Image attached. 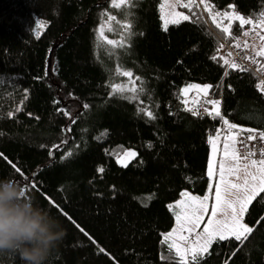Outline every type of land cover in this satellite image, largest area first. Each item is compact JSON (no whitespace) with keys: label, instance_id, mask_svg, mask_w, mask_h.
<instances>
[{"label":"trees","instance_id":"16d2710c","mask_svg":"<svg viewBox=\"0 0 264 264\" xmlns=\"http://www.w3.org/2000/svg\"><path fill=\"white\" fill-rule=\"evenodd\" d=\"M208 2L255 23L264 12V0ZM160 3L135 0V7L115 8L111 0H0V178L19 181L66 229L47 264H176L163 239L174 223L169 205L184 190L208 191L215 180L207 176L209 138L219 131L221 153L229 134L204 112L213 108L206 101L221 102L222 115L239 126L231 130L237 140L240 128L255 129L257 136L264 131V91L255 71L224 64L236 38L255 25L240 28L233 21L229 38L205 5L194 3L180 6L190 20L165 30ZM102 23L109 39L125 37L126 46L99 39ZM125 24L132 25L130 33ZM261 42L249 50L264 70V57L255 55L264 49ZM50 64L56 72L46 76ZM118 65L140 77L138 100L110 95V83L128 81L115 74ZM190 82L210 85L208 96L185 100L181 88ZM72 100L78 104L74 123L58 111ZM233 147L240 149L239 143ZM127 148L137 155L124 167L115 157ZM68 152L73 156L62 160ZM250 159L260 158H229L228 165ZM254 205L245 216L255 227L249 240L242 247L234 240L213 243L204 264H264V203ZM0 264L23 262L5 254Z\"/></svg>","mask_w":264,"mask_h":264},{"label":"snow or ice","instance_id":"6c2138e0","mask_svg":"<svg viewBox=\"0 0 264 264\" xmlns=\"http://www.w3.org/2000/svg\"><path fill=\"white\" fill-rule=\"evenodd\" d=\"M196 3V0H189V3L184 4L183 7L189 8L191 4ZM200 3L205 5V11H207L211 15L212 22L215 26L222 31V33L226 34L229 38H233L232 36V22L238 21L239 27L243 28L244 25H252V19H246L243 15H240L236 12H219L214 10V6L208 2V0H200ZM111 4L115 8H121L122 5L131 4L135 7V0H111ZM233 7V6H229ZM102 15H107V13H102ZM217 17H222L223 19H227L229 23L226 26H222V22L217 20ZM161 18L164 20V29L167 30L168 25L178 24L181 22V19L184 21L190 20L189 15H184L182 13H174L172 14V18H169V14L164 12V4H161ZM115 16H108V21L115 20ZM119 23V22H117ZM38 27L42 26V24H38ZM261 28H264V12L261 13V20L258 25ZM122 28L127 29L129 33L131 32L132 25L125 24ZM108 31H113L111 26H108ZM98 38L102 39L106 42L107 45H112L117 48H123L127 44V40L125 37H121L119 41L114 39H109L108 36L105 35V24H101L97 29ZM244 35H248L249 33L246 31L243 33ZM37 37H39V32L36 33ZM261 39L264 40V36H261ZM237 48L240 45L237 43L235 45ZM247 47V42L245 44ZM231 55V53H228ZM256 56L264 57V49L255 52ZM215 59V57H214ZM254 63L256 61H253ZM224 64L228 65L229 61L224 60ZM230 67L234 70L244 71L240 65L236 63H231ZM56 69L50 64L49 68L46 69L45 75L55 74ZM115 74L117 76H122L128 78L127 82H122L119 84L110 83L109 87L111 88L110 95L117 96L126 100H138L140 93L144 91L143 84L137 87V81L140 80V77H134L133 73L129 70H125L121 65H118L115 69ZM211 86L205 85H188L182 91L187 93L189 89H197L204 94V96H208V90ZM259 87V86H258ZM264 91V88L261 89ZM127 93L128 95H125ZM59 103V101H55ZM208 104L213 105V108L209 110L208 108H204V112H206L212 118H219L220 121L224 125L227 126L229 130L228 136L225 138V142L223 144V154L225 158H230L233 161H238L239 159H249L250 157L256 156V150L249 149L243 156H241V149H237L233 147V144L239 143L243 146V148H248V141H256L259 137V140L264 141V131H260L258 136L253 134L256 132L255 129L251 128H240V132H247L248 135L241 140H237V136L239 133H232L231 130L237 129L239 126L235 123H230L228 119L222 115L220 110V101L209 99L206 101ZM83 107L87 108L88 105H84ZM193 113V115H197L198 112L193 109H186ZM58 111H62L64 115L69 116L72 119V122H75V117H73L71 110L68 109H58ZM78 115V113H77ZM147 115L150 118H155L152 112H147ZM70 131V129H69ZM106 135V133H105ZM220 139L219 131L216 136L209 138V143L212 145L213 154L218 151L217 141ZM67 143V140L64 141ZM59 148L60 145L55 146ZM53 153L50 152V156ZM260 159H250V164L244 165L245 169L249 167L254 168L255 172H247L243 183H232L230 181L225 180V175H232L239 171L237 165H227L224 162L220 163L219 166V180L221 183L227 184L231 189H235L236 192L242 193V195L237 196L234 200H226L222 194V189L219 184L215 187L214 198L215 204L211 209V217H216L218 213H223L225 215L224 220L219 219H209L207 224L204 226L203 231L197 233L195 239L192 244L188 247H182L181 244L176 241H185L187 242L189 236L183 235L186 231L191 235L195 228L199 227L201 221L205 213L208 212L207 201L209 200V196L205 195L202 199L199 196H190L187 192L182 193L183 197H186V200L179 201L175 207L180 208L181 211L176 213L177 220V229H174L172 232L168 233L165 236V241H168L172 237H176L172 243L168 244L169 251L175 250V256L179 259L176 261V264H204V255H211L209 249L213 245V243H218L219 241H230L234 240L240 243V246H243V243L249 240V237L254 233L255 227H250L247 223H245L246 214L250 215L249 209L250 206L254 207V202L264 203V148L259 149ZM137 154L132 151H127L124 153V158L119 160L122 166H128V160L130 158H134ZM73 156V152H68L65 156H62V160L69 159ZM13 168L17 172L20 171L19 168H16L15 165H12ZM213 163L210 161L209 163V178L214 176L212 171ZM98 171L103 172V168L98 169ZM239 179V177H237ZM171 207V206H170ZM230 210V215H228V211ZM81 231H83L81 229ZM179 233V235H177ZM103 251V249H101ZM235 255V253H233ZM162 259H168V257H162ZM230 259V258H229Z\"/></svg>","mask_w":264,"mask_h":264},{"label":"clouds","instance_id":"9594fccd","mask_svg":"<svg viewBox=\"0 0 264 264\" xmlns=\"http://www.w3.org/2000/svg\"><path fill=\"white\" fill-rule=\"evenodd\" d=\"M66 234L60 220L24 185L0 178V255L18 256L23 264H47Z\"/></svg>","mask_w":264,"mask_h":264},{"label":"rangeland","instance_id":"374dc122","mask_svg":"<svg viewBox=\"0 0 264 264\" xmlns=\"http://www.w3.org/2000/svg\"><path fill=\"white\" fill-rule=\"evenodd\" d=\"M181 1H182V0H161L160 8H159V13H160L161 24H162L163 27H164V20L161 18V4H164V12H165L166 14H169V18H172V14L177 13V12L182 13V14H184V15H188V12H187L186 10L180 8ZM187 1H188V3H189V0H187ZM198 2H199V1H198ZM196 3H197V1H196ZM181 6H182V5H181ZM190 6H191V5H190ZM189 8H190V7H189ZM229 12H236V13L242 15L240 12H238V11H234V10H231V11H229ZM245 18L247 19V17H245ZM218 19H221V20H225V21H227V23L225 24V26L229 23V21H228L227 19H223L222 17H219ZM181 21H182V19H181ZM258 23H259V22H256V23L253 22L252 25H255V27L253 28L254 31H253V32L250 31V28L247 29V30H245L244 32L247 31L249 34H248V35H244V34H243L244 32H242V33L236 38V41L233 42V45H236V44L238 43L241 47L247 49L248 51H250L249 48H251V45L253 46L254 49H258L259 47H261V45H262L261 43H262V42H261V38H260V35H259V31H262V28L259 27V26H256V25H258ZM170 24H171V23H170ZM246 42H247V47L245 46ZM250 52H251V51H250ZM228 60H229V56H228ZM192 84L200 85V86H205V84H200V83H196V82H190V83L185 84V85L181 88V94H182L183 98H184L185 100H187V101L190 100V99H191L192 97H194V96L197 97V96H200V95L203 94L202 92H200V91L197 90V89H189V91H188L187 93H184V92L182 91V90H183L184 88H186L188 85H192ZM77 108H78V104L76 103V101L72 100V101L70 102V104L67 106L66 109L71 110V113H72V115H73ZM214 136H216V135H214ZM214 136H213V137H214ZM127 151H132V152H135V153H136V150L133 149V148H127V149H125L120 155H118V156L115 157V160H116V162H117L118 164L122 165V164H121L120 162H118V161L124 158V153L127 152ZM131 159H132V158H130V159L128 160V162H129ZM210 161L212 162V160H210ZM210 161H209V163H210ZM235 164H236V163H233V164H231V165H235ZM238 168H239V171H238V172H236V173H234V174H232V175H229V176L231 177V178L229 179V181L232 182V183L242 184V183H243V180H244V178H245V176H246V174H247V171H248L249 169H251V167H249L248 169H245V168L242 167V166H238ZM212 171H213L214 176H215V166H214V164H213V169H212ZM208 172H209V164H208V168H207V176L209 177ZM214 176H213V177H214ZM213 177H212V178H213ZM237 177H239V179H237ZM212 185H213V181H211L210 186L212 187ZM184 192H187L190 196H199V197H201V199H202L205 195H208V196H209V200L207 201L208 212L205 213V215H204V217H203V220L201 221L199 227L195 228L194 232H193L191 235H189V233H187L186 231L183 233V235H185V236H189V239H188L187 242H185V241H179V240L176 241L177 243L181 244L182 247H188V246H190V245L192 244L193 240L195 239L196 234H197V233H200V232L203 231L204 226L207 224V222H208V220H209L210 218H211V219L224 220V219H225V215H224L223 213H218V215H217L216 217H211V209H212V206L215 204V198L213 199V201L211 200L212 197H211L210 190H208L206 193H204V194H202V195H195V194H193V193H191V192H189V191H187V190L182 191V193H184ZM182 193H181V194H182ZM222 194H223V196H224V199H226V200H234V199L237 198V196L242 195V193H238V192H236L235 189H231L230 187H228L227 184H224V185L222 186ZM186 199H187L186 197H183L182 195H180V197H179L174 203H171V204L169 205V208H170L171 212L173 213V220H174V223H173V226H172L168 231H166V232L163 234V239H164V240H165V236H166L168 233L172 232L174 229H177V227H178V225H177V220H176V213L180 212L181 209H180V208H176L175 205H176L179 201H181V200H186ZM170 206H171V207H170ZM228 215H230V210L228 211ZM244 222H245V221H244ZM245 223H246V222H245ZM177 235H179V233H177ZM175 239H176V237L174 236V237L170 238L168 241H169L170 243H172L173 240H175ZM165 242H167V241H165ZM173 253L175 254V250H174V249H173Z\"/></svg>","mask_w":264,"mask_h":264},{"label":"built area","instance_id":"2783aa9c","mask_svg":"<svg viewBox=\"0 0 264 264\" xmlns=\"http://www.w3.org/2000/svg\"><path fill=\"white\" fill-rule=\"evenodd\" d=\"M196 1L198 5H200L198 0ZM181 3L186 4V0H182ZM229 53H231V55H229V63H236L240 65V67L253 69L258 78L259 87L261 89L264 88V70L259 68V66L253 62L255 59L253 53L241 46L237 48L235 45L229 47ZM245 137L246 136L241 132L240 140ZM247 144V149L243 148V146L239 144L241 151L247 152L249 149H254L256 150V156H254V158H261L259 149L264 148V144H262L261 141H248Z\"/></svg>","mask_w":264,"mask_h":264},{"label":"crops","instance_id":"0c3cea01","mask_svg":"<svg viewBox=\"0 0 264 264\" xmlns=\"http://www.w3.org/2000/svg\"><path fill=\"white\" fill-rule=\"evenodd\" d=\"M219 144H220V139H219V141H217L218 151L215 154H213V149H212V145L211 144H210V147H209L208 164H209V161L212 160V163L215 166V176L213 177V178H215V180L213 182L212 187H209V189H208V190H210L211 197H212L211 200L212 201L214 199V192H215L216 185L219 184L221 189H222V186L224 185V183H221V181L219 180V166H220V163L224 162L226 164V166L229 163V158H225L223 152L219 153ZM246 164H250V161L239 162V163H236L235 165L244 167V165H246ZM247 172H255V169L251 168ZM226 176H227V174L225 175V180L229 181L230 178L227 179Z\"/></svg>","mask_w":264,"mask_h":264}]
</instances>
